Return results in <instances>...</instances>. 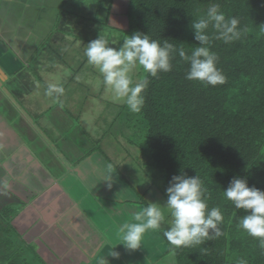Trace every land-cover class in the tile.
<instances>
[{"label":"trees","instance_id":"obj_1","mask_svg":"<svg viewBox=\"0 0 264 264\" xmlns=\"http://www.w3.org/2000/svg\"><path fill=\"white\" fill-rule=\"evenodd\" d=\"M213 3L226 18H237L242 32L239 40L226 44L214 38L211 27L208 30L210 49L218 56L216 67L225 82L210 86L185 79L189 65L176 55L172 71L147 77L140 112H131L125 103H110L114 112L110 119H124L122 132L132 131V146L146 158L149 176L165 202L173 176L197 175L207 189L208 209L218 207L223 215L218 225L222 235L194 246L171 245L163 236L169 224L161 225L159 233L175 264H239L242 259L264 264L259 238L239 227L247 213L223 195L233 178L246 179L249 187L264 191V0H127L125 27L118 32L123 37L148 34L161 45L168 40L190 55L198 46L191 22ZM79 37L87 41L88 36ZM86 62L83 55L65 67L71 76L84 78L85 66L97 72ZM143 75L142 70L135 71L134 81Z\"/></svg>","mask_w":264,"mask_h":264},{"label":"crops","instance_id":"obj_2","mask_svg":"<svg viewBox=\"0 0 264 264\" xmlns=\"http://www.w3.org/2000/svg\"><path fill=\"white\" fill-rule=\"evenodd\" d=\"M84 1L0 0V78L13 74L10 70L22 61L32 59L37 49L45 44L49 34L41 33V26H48L46 19L58 13L63 3L69 5L65 12H70L69 8L76 10L79 2ZM111 1L113 7L117 0ZM112 19L109 26L115 29L124 27L121 17ZM35 30L40 35L34 34ZM7 90L0 86V128L6 127L0 129V136L15 148L9 151V155H0V189L7 191V188H13L10 200L0 199L6 203L0 206V211H15L20 224L27 222V217L31 218L30 225H26L30 229L33 222L39 221L41 228L38 233L43 232L47 236L62 233L66 252L68 245L78 248L75 251L78 256L68 255L69 260L77 258L78 264H99L103 257L107 264L164 262L169 253L159 231H147L142 247L136 251L129 252L123 245H118L122 242L118 235L119 226L135 222L132 219L134 213L145 207L139 198V185L130 184L119 170L113 168L115 175L109 188L108 182L103 181L107 163L97 154L76 164L73 171L66 172L65 144L71 143L73 147L69 140L74 136L65 135L68 129L65 130L63 118L59 114L56 118L55 110L51 115H44L40 109L28 112L29 109L17 108ZM27 90L24 88L17 92L24 95ZM55 118L57 125L51 129ZM74 139L79 142L77 137ZM83 145L86 146L85 143ZM125 176L129 179L127 174ZM146 186L149 192L150 184ZM123 189L125 191L121 192ZM11 203L16 206L8 208ZM42 210L44 214H41ZM112 250L119 254L118 258L111 257ZM63 252L61 250L60 254ZM52 253L61 259L54 250Z\"/></svg>","mask_w":264,"mask_h":264},{"label":"clouds","instance_id":"obj_3","mask_svg":"<svg viewBox=\"0 0 264 264\" xmlns=\"http://www.w3.org/2000/svg\"><path fill=\"white\" fill-rule=\"evenodd\" d=\"M238 25L237 18H226L220 5L213 3L204 15L191 22L190 27L198 46L190 55L183 47L177 48L168 40H164L161 45L159 40L140 32L125 35L118 48L111 47L107 37L99 34L97 39L86 45L84 55L88 64L102 75L103 83L112 92L114 99L125 103L131 112L138 113L145 103L143 93L149 84L147 77L155 78L159 72L172 71L171 61L176 55L189 65L185 79L210 86L223 84L226 77L216 67L218 56L210 49L208 30L211 27L215 33L214 38L227 44L241 38L242 32ZM137 70H142L146 75L134 81L133 73ZM63 92V87L56 84H49L46 88V95L56 100ZM114 175L113 165L106 164L103 181L108 182L109 188L112 187ZM206 192L207 189L197 175L173 176L166 189L167 200L163 207L160 203L150 202L134 213L132 219L135 222L119 226L118 235L122 242L118 245H123L129 252L136 251L142 247L144 234L149 230H161L165 222L169 227L163 231V236L177 248L200 245L206 239L221 236L218 225L222 223L223 215L218 207L208 209ZM223 195L237 209L245 210L247 215L242 217L239 227L249 236L259 238L260 247L264 248V191L249 187L246 179L233 178L227 189L223 190ZM166 214L170 215L167 221ZM118 256L113 251L111 257ZM99 264H107L104 257ZM239 264H246V261L242 259Z\"/></svg>","mask_w":264,"mask_h":264},{"label":"flooded vegetation","instance_id":"obj_4","mask_svg":"<svg viewBox=\"0 0 264 264\" xmlns=\"http://www.w3.org/2000/svg\"><path fill=\"white\" fill-rule=\"evenodd\" d=\"M107 2L111 3L108 4ZM121 2L123 4L121 8L122 11L118 12L116 15L114 14V11H112L113 7L111 4L113 2L111 0H85L84 2H79L77 9H73L74 11L72 13L69 12L70 15H68V11L65 12L64 10V7H69V5L65 6V3H63V6H61V10H59L58 13L55 12L50 19L47 18L46 21L48 26L42 27L41 31V33L44 32L47 34V36L49 34V37L45 39V44H42L40 49H37L32 59L28 61L24 60L22 63H19L18 67L15 66L14 69L10 70L13 72V74L10 76L6 75V78L4 79L0 78V86L8 89L7 92L9 93V97L13 100L15 106L17 108H24L26 110H28L30 107L33 110L34 107L32 105L28 103L26 104L25 94L28 92L36 93V91L41 88V94H44L43 100L51 101L48 110H55L54 104L58 102L54 101L53 97L46 95V88L49 84H56L62 86L64 89V85H61L63 76L61 75L59 77H53L54 72L57 71L55 68V63H57V61H63V64L67 65L68 63L72 64V62L80 60L79 58L84 55L86 45L90 41L97 39L99 34L107 37L111 47H119L123 42V35L118 32V29L109 26L108 22L113 21L112 17H121L125 26L124 13L127 8V0H121ZM35 31L36 32L34 34L38 33L40 35L39 31ZM78 36H88L86 39L87 41L80 39V37L78 38ZM76 42H80L81 47L77 46ZM47 48L50 49V55L53 57L51 59L52 66H49L48 60H45V56L49 54L46 51ZM54 52L56 53V57L53 54ZM61 55L65 57L64 60L61 58ZM43 69H45V71H43ZM47 73L50 74V79L47 78ZM68 75L65 78H67ZM15 78H18L19 81L15 82L14 84L13 82ZM53 78H57V80L53 81ZM17 83L28 89V92H25L24 95L14 92ZM64 93L65 89L62 95H64ZM62 95L59 96V99ZM50 101L48 103H50ZM76 108L78 107L76 106ZM78 109H80V107ZM42 111L44 115L47 113V110ZM28 112L32 111L28 110ZM58 114L61 117L65 116V112L63 110L58 111ZM0 129H6V127L3 126ZM0 138V155L6 156L11 154L9 151L13 150L15 147L13 145L11 146L6 138L1 136ZM70 145L71 143L65 144V156L67 161L66 167L71 165V163L68 161L69 155H71L70 159L73 155V160H75V158L79 155V151L76 149L77 152H75L76 150H73L72 146ZM87 146L89 147L86 151V154L88 153V155L85 154V157L82 159V161H88L91 159L92 155L97 154L102 159V161H105L107 164L112 162L114 164L113 165L111 163L113 168L117 171L119 170L118 172L121 173L130 184L134 185L131 183V180L125 176V174L128 175L130 171L124 173L126 171H123L122 167L119 166L120 163L118 159L114 160L113 157L110 156V147L105 146L104 142L101 143V139L94 140L91 137L90 144L83 148H86ZM13 154L17 153L14 152ZM76 166H70L69 171H73ZM11 184H13V182H11ZM12 188L13 187L7 188V191L0 189V199L10 200L9 194L12 192ZM143 193L146 196V194L149 192L145 189ZM139 198H142L140 201L145 200V198L142 196ZM5 204L6 203L0 202V206ZM13 206L16 205L11 203L8 208H12ZM3 213L6 215L2 216ZM41 214H44L43 210ZM17 215L15 211H0V263L5 261V257H7L8 254L13 253L16 255L12 259L8 257L11 259L13 264H78L77 258H72L70 260L68 258L69 253H73V255L76 254L78 256L79 253L75 252L78 248L75 245H68L66 252L64 244L65 237L62 235V233H53L50 236H47V234L44 235L43 232L38 233L39 229L41 228L39 221L33 222L30 229L29 227H26V225H30V222H32L31 218L26 216L27 222H22V224H20ZM41 221L43 222V220ZM36 233H38V235ZM16 244H18L19 247H16ZM27 248H30V252L27 250ZM7 250H9V252ZM53 250L56 252V255H60L61 259L58 260L55 257V255L52 253ZM61 250L66 253L64 254L63 252L60 254ZM70 256L71 255H69V257Z\"/></svg>","mask_w":264,"mask_h":264},{"label":"rangeland","instance_id":"obj_5","mask_svg":"<svg viewBox=\"0 0 264 264\" xmlns=\"http://www.w3.org/2000/svg\"><path fill=\"white\" fill-rule=\"evenodd\" d=\"M122 6H123L122 2L117 0V2L114 4L112 8V11H114L115 15L118 12L122 11L121 9ZM73 11L74 10L70 8V13ZM70 13L68 15H70ZM42 27H46V25L44 24L43 26H41V28ZM76 44L77 46L81 47L80 42H76ZM46 51L49 54L45 56V60H48V65L52 66L51 59L53 57H51L50 55V49L47 48ZM53 54L56 57V53L54 52ZM61 58L63 60L65 59V57L62 55ZM63 63H64L63 61H57V63H55V68L57 69V71L54 72L53 77L54 76L59 77L61 75L63 76L61 80V85H64L65 93L60 97V99L58 100L53 99V100L58 102L54 104V109L56 110L55 117L57 118L58 116V110L59 111L63 110L65 112V116L64 117L62 116L63 123H65V130L68 128V131L65 132V135L71 138L72 136L77 137L79 140V142H76L74 137L69 140L74 144L72 149L76 150L78 148L77 150L79 151V155L75 158V160H73V155L71 159H70L71 155H69L68 161L71 163L70 166H74L80 163L82 159L85 157L86 151L88 150L89 147L87 146L86 148H83L84 143L85 145L90 144L91 137L94 140L101 139V143L104 142L105 146L110 147V156H112L114 160L118 159L120 163L119 166L122 167V170L126 171V173L130 171L128 177L134 185H139L137 187L140 190L139 191L140 196H144L143 193L144 188L146 189L147 187L146 185H148V183L150 184L151 189L149 190V193L146 194L147 197L144 196L145 200L143 201V203L144 204L146 203L145 207L150 202L160 203L161 206L163 207V204H165L166 202L164 198L161 196V193L159 194L157 193L156 180H152L151 176H149L148 171L150 172V168L144 164V163L147 164L146 158L143 160L141 156V152H139L140 149H137L132 146V140H131V136H133L132 131L128 132V130H125L124 132H122V128L124 126L123 125L121 126L122 124L121 122H123L124 119L119 120L118 118H116V120H114L113 119L114 116L111 118L112 120L110 119V117L114 113L113 107L109 106L110 103H115L116 105L117 103L121 104L123 102L115 100L112 92L104 84L103 85L100 84L101 81L103 80V77L98 78L97 75L100 74L98 70L97 72H94L93 68L91 69L85 66L81 72L83 73V75H86L87 77L78 78L79 75L75 77L71 76L72 73L70 72L71 69L69 68L70 69L69 70L68 67L66 69L65 67L66 65ZM89 66L91 65L89 64ZM43 71H45V69H43ZM67 75L68 77L65 78ZM47 76H48L47 78L50 79L49 73H47ZM85 78H87V81L85 80ZM52 80L56 81L57 78H53ZM88 80H90V82H88ZM18 81L19 79L15 78L13 83L15 84V82ZM24 88L25 87L23 85L17 83L14 92H17V90L20 89L23 90ZM41 93L42 90L40 88L38 91H36V93L28 92L27 94H25L26 104L28 103L36 109L47 110L46 114L51 115V110L50 109L48 110L51 101L43 100L44 94ZM65 95H67L68 97L67 99H65ZM49 101L50 103H48ZM76 106L78 108L79 107L81 108L78 109L76 108ZM29 110L32 111L30 107ZM48 118L51 121L53 120L52 117H48ZM56 118L54 119L55 120L54 123L51 124L50 126L51 129H54L53 126L57 125ZM135 138H133V140H135ZM77 150L75 152H77ZM86 155H88V153ZM69 167H65L66 172L69 171L68 170ZM3 215L6 214L3 213L2 216ZM167 216L168 215L166 214V217ZM16 247H19V245L16 244ZM29 249L27 248L28 251ZM7 251L9 252V250ZM15 255L16 254L13 253L8 254L7 257H5V261L0 264H13L11 259ZM8 257H10L11 259ZM173 260H174L173 254L169 253V255L166 256L164 262L160 264H173Z\"/></svg>","mask_w":264,"mask_h":264}]
</instances>
